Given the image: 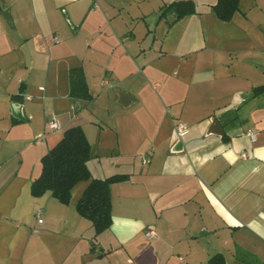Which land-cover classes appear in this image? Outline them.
<instances>
[{
  "label": "crops",
  "instance_id": "1",
  "mask_svg": "<svg viewBox=\"0 0 264 264\" xmlns=\"http://www.w3.org/2000/svg\"><path fill=\"white\" fill-rule=\"evenodd\" d=\"M172 1L0 0V264H264V5L223 21L191 0L172 22ZM74 68L91 100L70 96ZM73 126L91 178L126 176L97 235L76 210L88 181L67 204L31 194Z\"/></svg>",
  "mask_w": 264,
  "mask_h": 264
},
{
  "label": "trees",
  "instance_id": "2",
  "mask_svg": "<svg viewBox=\"0 0 264 264\" xmlns=\"http://www.w3.org/2000/svg\"><path fill=\"white\" fill-rule=\"evenodd\" d=\"M239 0H216L211 6L215 15L229 21L238 9ZM2 6L0 4V12ZM173 13L178 20L184 15L195 12V4L191 0L172 1L161 7L160 17ZM70 96L91 100L87 94L85 80L80 68L70 70ZM264 91V86L254 88L253 93ZM74 107V111L77 110ZM89 142L80 126H73L63 132L61 139L41 157V172L31 182V194L41 196L49 191L61 203L67 204L71 197V189L80 181H88L76 202V210L82 217L91 221L95 234H99L111 225V199L109 186L123 180L124 175H111L106 178H91L87 162L91 159ZM90 251L95 252L92 244ZM100 255V254H99ZM209 264H225L221 254L213 255Z\"/></svg>",
  "mask_w": 264,
  "mask_h": 264
},
{
  "label": "built area",
  "instance_id": "3",
  "mask_svg": "<svg viewBox=\"0 0 264 264\" xmlns=\"http://www.w3.org/2000/svg\"><path fill=\"white\" fill-rule=\"evenodd\" d=\"M47 125H48V128L50 130H57V129H60V124L57 122V120L55 119H49L47 121ZM188 129H189V126L186 122H183V121H176L175 124H174V133L175 135L178 137V138H181L183 137L184 135L187 134L188 132ZM249 135L251 137H253V134L252 133H249ZM41 214V210H38L37 211V215H40ZM38 222H41V219L39 218L38 219ZM156 234L155 230L153 229H150V230H147L145 232V236L150 239L152 237H154Z\"/></svg>",
  "mask_w": 264,
  "mask_h": 264
},
{
  "label": "rangeland",
  "instance_id": "4",
  "mask_svg": "<svg viewBox=\"0 0 264 264\" xmlns=\"http://www.w3.org/2000/svg\"><path fill=\"white\" fill-rule=\"evenodd\" d=\"M248 1H249L250 3L253 2V0H248ZM259 1H260V0H259ZM257 3H258V1H257ZM261 3L264 5V0H261ZM261 3H260V4H261ZM256 5H257V4H256ZM74 186H75V185H74ZM74 186H73V187H74Z\"/></svg>",
  "mask_w": 264,
  "mask_h": 264
}]
</instances>
